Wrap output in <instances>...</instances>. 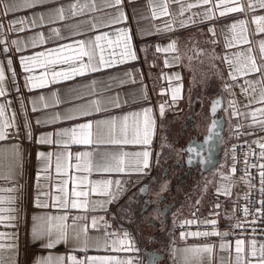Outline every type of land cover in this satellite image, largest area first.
<instances>
[{
  "label": "crops",
  "instance_id": "1",
  "mask_svg": "<svg viewBox=\"0 0 264 264\" xmlns=\"http://www.w3.org/2000/svg\"><path fill=\"white\" fill-rule=\"evenodd\" d=\"M72 2L73 0H49L45 5L27 9L21 8L6 15L3 10H0V24L3 25L0 28V40L7 41L6 44H0V65L3 66L6 77L4 81L5 95L0 96V104L5 105L3 119L10 121L14 117L16 124V127L9 129V132H12L14 137L0 141V149H9L11 145H18L23 155V170L16 182L3 178L7 175V153L5 154V167L0 168V189H11L16 187L17 184L22 189L18 192L0 191V197H4L5 201L11 196L19 197L15 206L20 209L18 220H5L3 224H0V233H18L21 252L20 264H33L36 256L47 257L49 254L63 256L65 257L64 264H71L67 257L76 256L79 259H83L84 257L81 254L85 252L73 251L74 242L71 240L68 243H60L52 249L41 247L42 242H31L29 233L32 226V216L35 214L67 215L66 223L70 226V235L73 217L87 216V220H77L76 225L88 224L89 235L92 236L102 235L104 229L101 228L99 231L92 229L91 218L104 216L111 226L107 229L109 232L115 231L122 236V233L127 231L124 228V223H129L133 226L134 233L127 232L134 240L138 251L117 252L111 249H89L85 256L129 258L141 264L145 248H157L159 252L164 254L168 264H181V250L183 248L212 244L214 245V251L210 256L205 254V264H221L222 258L234 262L236 255L235 241L237 239L220 241L216 239L217 236H213L212 242L203 244L194 241L195 237L191 235L181 239V234H177L173 230L174 224H184L183 222L186 220H194L203 225L206 224L203 223L204 221L216 219L218 224H223L233 218L235 184L229 166L225 168L219 165L202 177L196 178L194 183L190 182L182 191L176 190L173 193L176 197V204L171 209L168 222L165 224L159 223L160 215L157 213H151L145 219L142 214L144 211V208L142 210L143 200L137 195V189L143 183H150L151 179L155 178L158 183L157 187L160 196L172 194L168 188L166 191H160L162 184L168 185L166 178L161 177V169L168 153V147H161V144L165 142L163 138L166 137V143L169 144V141H172L174 137L172 134L181 127L184 117L188 115L197 117L199 113L206 111V99L208 98H213L217 95H221L223 98V114L226 119L225 130H235L237 124L245 125L240 130H259L258 126L256 128L247 126L251 123V117L245 119L243 116H233L232 112L234 109L231 103L236 101L237 107L241 112L264 107L261 104L252 105V109L244 107L247 100L242 93V86L247 87L245 80L254 79L258 74L247 77L238 76L234 81L229 75V65L223 57L235 58L237 52H243L250 46L248 44H233L232 47H226L233 35L228 26L237 20L245 19L248 21L247 27L249 40L252 41L251 46L254 49L253 55L259 60L260 53L256 42L264 39V33L253 34L256 26L251 21L253 16L264 15V11L248 13L247 15L239 12L230 13L221 17L219 11L215 8L218 0H212L211 4L192 8L184 13V17L178 18H187L192 13H201L205 9L212 8L214 12L213 19L184 28H178L174 25L176 30L171 32H157L156 26L163 27L165 22L171 18L170 16L153 18L148 0H124L122 10L126 14V21L109 27H102L97 31L88 30V22L95 23L98 18L107 19L110 15L117 13V8L103 7L101 0H96L97 7L95 10L90 5L83 13L75 17L69 16L63 21L55 17L54 10L56 7L61 5L67 7ZM187 2H194V0H187ZM179 8L180 5L177 3L169 5L170 13L177 14V16ZM41 16H43V20H40ZM15 20H23L25 24L12 25L11 22ZM77 24L81 26L79 30H76L77 34L69 35V26ZM21 28H23L22 31L19 30ZM209 28L215 29L214 36L209 31ZM120 29L130 30L131 45L137 59L107 67L97 73L77 76L69 81L50 84L44 88L30 89L26 86L25 78L27 76L40 78L45 69L34 67L31 72H25L20 63L22 57L48 52L63 45L73 44L77 40H87L103 33H107L109 39L115 41ZM54 30H58L61 35L59 37L56 36ZM40 38H43V43L39 42ZM33 39L36 40L34 45L32 44ZM173 39L179 40L183 59L178 65L166 66L165 61L175 55V53H170L163 49ZM13 40L22 42L19 50L11 43ZM213 40L215 43L211 42ZM103 43L107 49L105 55L110 59L119 60L123 42L121 41L120 47L109 46L107 41ZM5 47L9 49L6 53L4 52ZM157 47H160L161 51H157ZM113 51L115 55H111ZM199 51H202L203 54L197 55ZM97 56H99V50L97 51ZM188 57H192V60L189 61ZM9 60L12 61L11 68L8 67ZM66 68L67 65L58 64L54 66L53 70L60 71ZM13 72L15 77H13ZM126 72L131 75L126 76ZM176 74L182 77L180 81L175 80ZM47 78L51 79L50 72ZM93 80L98 82L93 90L94 94L90 92L88 87H85V85L91 84ZM177 85L182 86V98L173 102L171 99L172 89ZM225 85L231 87L226 90ZM71 88L78 89V93L70 92L69 89ZM53 92L57 93L60 103L54 104L52 102L51 93ZM142 93L146 94L147 99H136L133 101L134 95L139 98ZM42 96L45 98L44 100L40 99ZM80 96L83 98H79ZM110 96L118 97L122 103L120 107L103 113L105 116H123L131 112H139L145 108L152 109V115L156 121V134L151 144V167L146 170L148 174L146 176L132 175L129 177L122 174L93 173L89 176V180L108 178L132 181V183L127 185L128 191L117 202L107 206V212L73 209L70 203L67 209L52 207L51 205L54 203L53 197L60 195L57 188L61 180H68L65 188L69 194V201H71L73 199L71 192L76 186L71 177L87 174L76 172L74 167L76 161L74 158L68 161V164L73 165V167H70L67 173H57L55 170V155L52 156L48 172L45 173L42 162L37 159V153L40 151L56 153L64 151V148L55 143L52 145L40 144L37 143V140L41 135L54 134L61 129L74 127L84 122V120H61L55 123H45V121H50L53 115L62 116L69 109L86 104L89 100ZM45 104L48 106L45 107ZM162 104L166 105L163 117L160 116V106ZM34 108L36 109L35 111L33 110ZM94 118L89 117L88 119ZM140 119L142 120L143 117ZM37 121L41 122L37 123ZM26 122L31 128V139L28 138V129L25 127ZM131 123L130 119L129 124ZM52 139L56 140L57 137L53 135ZM126 149L129 151L139 150L140 146L128 145ZM86 150H88L86 146L78 145H72L68 149L73 154ZM221 173L229 177V179L222 180ZM37 184H39V187H37ZM229 186L231 188L230 196L218 195V187ZM205 188L206 191L204 190ZM37 196H39L41 202L48 203L50 206L48 208L35 207L34 198ZM215 196L221 198L219 208H215V205L211 203V199ZM130 197H132L131 200L129 199ZM197 201H200L199 204L196 203ZM2 206L5 208L11 207L7 202ZM4 215L7 216L10 213H4ZM151 220L154 221L153 225L149 223ZM9 224H15L16 226H5ZM0 242L5 245L12 243L7 238ZM221 242L229 244L230 249L221 250ZM0 252L3 253L5 258L11 255V251L7 247L0 250Z\"/></svg>",
  "mask_w": 264,
  "mask_h": 264
},
{
  "label": "snow or ice",
  "instance_id": "2",
  "mask_svg": "<svg viewBox=\"0 0 264 264\" xmlns=\"http://www.w3.org/2000/svg\"><path fill=\"white\" fill-rule=\"evenodd\" d=\"M49 0H0V10H3L4 14L12 13L21 8H33L37 6H42L48 3ZM103 7H116L117 13L115 15H110L107 19L98 18L97 22L89 23L88 30H99L102 27H109L118 23L125 22L127 17L125 12L122 10V5L124 0H101ZM177 3L180 5L178 16L177 14L170 13L169 5ZM212 0H194V2H187V0H148V5L151 9V15L153 18H159L162 16H170L171 18L165 22L163 27L156 26L157 32H171L176 30L174 25L178 28L190 27L198 23H204L207 20L214 18V12L212 8L205 9L201 13H192L191 16L187 18L184 17L186 11L191 10L202 5H209ZM91 8L95 10L97 7L96 0H73L67 7L58 6L54 10V15L59 20L63 21L69 16L75 17L83 13L86 9ZM216 10L219 11V15L225 16L230 13H255L257 11H264V0H218L215 5ZM103 10V8H101ZM43 16L40 20H43ZM253 24H255V31L253 34L264 33V15H257L252 17ZM35 23V21H33ZM12 25L25 24L23 20H15L11 22ZM248 21L245 19L237 20L228 26L229 30L233 33L231 39L228 41L226 47H232L233 44H248L250 45L243 52H237L235 58L223 57L225 62L229 65L230 72L229 75L234 81L238 76H249L258 74L254 79L245 80V85L242 86V93L245 95L247 103L244 105L245 108L252 109V105L261 104L264 105V39L257 41L259 48V60L253 55L252 41L249 40V30L247 27ZM3 25L0 24V28ZM80 25L69 26V35H75L76 30L80 29ZM14 30V29H10ZM20 31L23 28L19 29ZM56 36H60L58 30H54ZM128 29H120L119 35L115 41L109 39L107 33L96 35L94 38H89L87 40H77L73 44L63 45L59 48L50 50L48 52H40L37 55L22 57L20 63L25 72H31L34 67L44 68L45 71L40 78L33 76H27L26 86L30 89L44 88L50 84H55L61 81H69L75 79L77 76H85L93 73L100 72L107 67L115 66L119 63H124L129 60L137 59L136 53L131 45V37ZM209 31L215 35V29L209 28ZM191 39V38H190ZM107 41L109 46L114 45L115 47H120L121 41L123 42V47L119 53L120 59H110L105 55L107 49L104 43ZM40 43H43V38H40ZM215 43V41H211ZM6 40H0V44H6ZM14 46L19 48L22 46V42L18 40H13L11 42ZM36 40H32L34 45ZM99 50V56H97V51ZM164 51L175 53L168 60L165 61L166 66L168 65H178L181 63L183 56L181 55V49L179 46V40L173 39ZM7 47L4 48V52H8ZM157 51H161L160 47H157ZM203 52H197V55H202ZM111 55H115L113 51ZM85 57L87 58L85 60ZM213 58H215L213 56ZM189 61L192 57H188ZM63 64L67 65L66 69L60 71L53 70L55 65ZM12 61H8V67L11 68ZM51 75L49 80L47 77ZM126 76H130V73H125ZM13 77L15 73L13 72ZM175 80L180 81L182 77L179 74L175 75ZM5 73L3 66L0 65V96L5 95L4 81ZM98 82L93 80L91 84L85 85L88 87L90 92H93L95 85ZM181 85H177L172 89V101L175 102L181 97ZM231 86L225 85L226 90ZM70 92L78 93V89L71 88ZM94 94V92H93ZM52 102L54 104L60 103L57 98V93H51ZM79 98H83L80 96ZM41 100L45 98L40 97ZM136 99H147L146 94H141L139 98L133 96V101ZM121 101L118 97H102L99 99L89 100L86 104L80 105L79 107L69 109L62 116L53 115L50 121L55 123L57 121H67L75 119H83L84 122L79 123L71 128H65L57 131L56 133H47L41 135L37 140V143L52 145L56 144L64 148V151L51 153L40 151L37 153L38 161L43 164V171L48 172L50 167L51 158L53 155L56 156V166L55 170L57 173L64 172L67 173L70 167L73 165L68 164V161L75 159L76 164L74 165L77 173H86L87 175H77L71 177L73 183L76 185L71 192L73 199L69 201V194L66 191L65 186L68 180H61L58 185L57 191L60 195H55L53 197L54 203L52 207L67 209L69 203L73 209H82L85 211H103L107 212V206L117 202L127 191L131 180L124 179H96L89 180L88 177L93 173L97 174H122L131 177L132 175H144L146 176L148 172L146 170L151 167V144L152 140L156 134V121L152 115L151 108L142 109L139 112H131L123 116H105L103 113H107L114 108L121 106ZM126 103V102H125ZM216 101L213 105L212 112L215 114ZM233 106V116H243L245 119L251 117V123L247 126L250 128L259 127L260 131H264V107L255 108L247 112L239 111L237 107V102L232 101ZM48 105L45 104V107ZM166 105L160 106V116L163 117ZM36 110L35 108L33 109ZM259 114V115H258ZM5 115V105L0 104V141H5L9 139L11 135L9 132L10 128L16 127L14 117L12 120L3 119ZM89 117H95L94 119H88ZM143 117L141 120L140 118ZM131 119L132 123L129 124ZM41 121H37L40 123ZM218 121H212L211 129L209 130L208 138L204 141V144H194L189 145L186 149L188 155V164L191 166L195 163L194 157L199 158L200 164H208L212 162L211 153L213 149L209 147L207 149L209 155L204 157L202 155V150L205 145H209L213 139V136H219L218 132H213L218 126ZM25 127L28 129V138L31 139V128L26 122ZM245 127L244 124H237L235 130L238 134L240 129ZM251 135V133H247ZM57 137L56 140L52 139V136ZM164 143L161 147H169L170 144L166 143V137L163 138ZM255 143L260 148L258 154L246 153L245 154V173L240 179L246 182L248 188H253L254 184L252 180L254 177L251 176L249 171L250 167L258 168L259 170V193L260 199L257 201L260 207L255 210L254 213H250L248 206L244 208V220L237 221L230 227L235 229H246V227L251 228V236L249 239L244 238L237 239L235 241V260L231 262L229 259L222 258L221 264H264V240L257 239V220L264 219V137L260 140H255ZM72 145L86 146L88 150L77 152L75 154L68 151ZM140 146L139 150L129 151L126 146ZM251 148V145H248ZM233 156L232 159L236 161L235 148L232 149ZM7 155V175L4 179L11 180L13 182L17 181L23 170V155L20 147L18 145H11L9 149H0V168L5 167V154ZM255 154L261 161L258 164L248 165L247 157L249 155ZM236 171L235 167L231 168V172L234 174ZM222 180H227L229 177L220 174ZM39 187V184H37ZM21 187L17 184L16 187L11 189H0V191H10L18 192L21 191ZM141 189L140 191H144ZM167 185L162 184L160 191H166ZM206 191V188L204 189ZM218 194L231 195V188L229 187H218ZM159 195V193H157ZM250 193L245 194V199L247 200ZM98 197V198H93ZM19 197L11 196L5 201L4 197H0V224H3L5 220L16 221L19 219L18 213L20 209L16 207ZM130 200L132 197L129 198ZM7 202L11 207H3L2 205ZM200 201L196 203L199 204ZM34 206L48 208L50 205L45 202H41L39 196L34 198ZM215 208H219L220 205L217 203ZM4 213H10V215L5 216ZM195 215V213H193ZM218 215V214H216ZM252 215V219L248 220V216ZM32 226L30 228V240L31 242H42L41 247L52 249L60 243H68L69 240L74 242L73 251H82L87 253L89 249L96 250H107L117 252H135L138 251L136 248L134 240L131 238L127 231L122 233V236L113 231H107L110 228V224L105 219L104 216L92 217L91 218V228L99 231L101 228L104 229V233L100 236L89 235V226L84 224L81 226L76 225L77 220H87V216H76L73 217V224L71 225V235L69 233V225L66 223L68 217L67 215H53V214H35L32 216ZM184 224L197 223L194 220H186ZM203 223H210L213 227L212 231H197L192 233H182L181 239L186 236L191 235L194 237H212L218 236L223 241V238L232 235L231 231L220 232L218 230V220L213 219L210 221H204ZM5 226L15 227V224H9ZM183 226V224H182ZM260 236H264V229L259 232ZM5 238L12 241V243L5 245L0 242V250L7 247L11 251V255L7 258L4 257L3 253L0 252V264H20V246H19V236L18 233H0V241ZM221 250L230 249V245L224 242L220 244ZM214 251V245L205 244L202 246H187L181 250L182 252V262L181 264H205V254L210 256ZM67 259L71 264H138L134 259L129 258H117V257H90L85 256L83 259H79L76 256H69ZM65 257L63 256H53L49 254L47 257L36 256L33 260V264H64Z\"/></svg>",
  "mask_w": 264,
  "mask_h": 264
},
{
  "label": "built area",
  "instance_id": "3",
  "mask_svg": "<svg viewBox=\"0 0 264 264\" xmlns=\"http://www.w3.org/2000/svg\"><path fill=\"white\" fill-rule=\"evenodd\" d=\"M12 133V132H11ZM241 134H238L236 130H225V139L222 147V153L220 158V163L222 167H230V173L232 176V179L235 184V197L233 201V208H234V216L232 219L224 222L223 224H218V230L220 232L224 231H231L233 234L229 235L228 237L223 238V240H233V239H240L244 238L245 240L249 239L251 236V228L246 227V229H239V228H231L230 226L232 224H235L237 221L244 220V208L247 205L250 213H254L256 209L260 207V204L257 202L260 199V193H259V170L258 168L250 167L249 171L251 173V176L254 177L252 180V183L254 184L253 188H248L246 182L241 181V177L244 176L245 173V154L246 153H255L258 154L260 152V148L257 144L252 143L255 140H260L261 137H264V131L260 130H251V131H245L240 130ZM251 133V135L247 134ZM13 134V133H12ZM14 135H11L9 139H12ZM251 145V148L248 147V145ZM235 148V155H236V161L234 162L232 159L233 152L232 149ZM252 154L247 157L248 165L252 164H258L261 161L258 159V156ZM235 167L236 171L233 174L231 172V168ZM250 193L249 198L245 199V194ZM221 202L220 197H213L211 199V203L213 205H216L217 203ZM248 220L252 219V215H249ZM124 228L130 232L134 233V228L129 223H124ZM257 239L264 240V236H260L259 232L261 229H264V219H258L257 224ZM173 230L177 234L182 233H192L197 231H212L213 227L210 223L207 224H199V223H193V224H174ZM212 237H195L194 241L198 243H210L213 241ZM217 240H221L220 237H216ZM85 253H82L81 256L85 257Z\"/></svg>",
  "mask_w": 264,
  "mask_h": 264
},
{
  "label": "water",
  "instance_id": "4",
  "mask_svg": "<svg viewBox=\"0 0 264 264\" xmlns=\"http://www.w3.org/2000/svg\"><path fill=\"white\" fill-rule=\"evenodd\" d=\"M216 101H219V103L215 105L216 111L215 114H213L212 108ZM206 103V111L199 113L197 117L192 115H188L186 117L193 123L191 126V132H193L195 135H193V137H191V139H189L184 144L181 150V152L184 154L186 167L198 171L199 178L219 166L222 147L225 139L226 119L223 114V98L221 95H217L213 98L206 99ZM212 121L219 122L217 128L213 130V132H218L219 136H213L211 143L209 145H205L204 149L202 150V155L207 157L209 155L207 149L209 147L213 149L211 153L212 162L208 164H200L199 158L194 157L195 163L190 166L187 162L189 154L186 152V149L189 145L204 144V141L208 138ZM167 179L168 178H166V180ZM157 184V180L152 178L150 183H143L138 187L137 195L143 200L144 211L142 214L145 219H147L148 215L151 213H157L160 215L159 223L165 224L168 222V216L171 213L172 206H164V209H161V207H154L156 204L163 203L166 199L165 196L157 195V193H159ZM142 188L145 190L140 191ZM141 264H168V262L166 261L164 254L159 252L157 248H145Z\"/></svg>",
  "mask_w": 264,
  "mask_h": 264
},
{
  "label": "flooded vegetation",
  "instance_id": "5",
  "mask_svg": "<svg viewBox=\"0 0 264 264\" xmlns=\"http://www.w3.org/2000/svg\"><path fill=\"white\" fill-rule=\"evenodd\" d=\"M186 117L183 118L181 127L172 134L174 137L172 141H169L171 148L168 147L166 161H164V165L161 169V177L168 178L167 188L172 194L165 196V201L156 204L154 207H161V209H164V206L171 205L172 209L176 204V197L173 193L176 190L182 191L188 186V184H190V182L194 183L195 179L198 178V171L186 167L184 154L181 152L184 144L195 135L191 132V126L193 123ZM143 208L144 207H142V210ZM149 223L153 225L154 221L151 220Z\"/></svg>",
  "mask_w": 264,
  "mask_h": 264
},
{
  "label": "rangeland",
  "instance_id": "6",
  "mask_svg": "<svg viewBox=\"0 0 264 264\" xmlns=\"http://www.w3.org/2000/svg\"><path fill=\"white\" fill-rule=\"evenodd\" d=\"M218 195H220V194H218Z\"/></svg>",
  "mask_w": 264,
  "mask_h": 264
}]
</instances>
